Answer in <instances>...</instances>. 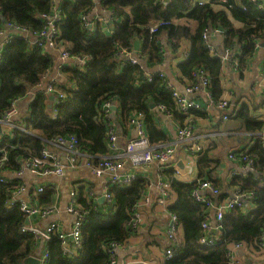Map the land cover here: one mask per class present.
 <instances>
[{
    "label": "trees",
    "instance_id": "obj_1",
    "mask_svg": "<svg viewBox=\"0 0 264 264\" xmlns=\"http://www.w3.org/2000/svg\"><path fill=\"white\" fill-rule=\"evenodd\" d=\"M203 1V0H202ZM102 9L116 14L114 31L108 35L101 25L92 33L82 26L80 17ZM62 20L58 23L59 45H64L71 54H86L90 57L84 70L63 67L65 97L53 106L56 117L52 118L48 95L44 91L29 93L39 84L42 74L51 69L55 59L43 50L31 46L23 37L14 38L4 47L0 63V116L9 108L12 99L24 98L19 120L30 133L14 130L11 136L0 138V158L6 153L4 167L8 172L20 169L22 161L39 156L41 150L58 135H75L79 150L97 161L109 154L106 122H113L102 111L103 105L115 99L119 105L120 122H126L133 112L144 116L146 137L150 145L163 144L165 133L156 126L153 108L164 106L183 123L194 116H204L203 109L191 110L187 115L176 109L166 75H156L157 68L170 56L182 55L181 47L188 43L183 61L177 63L179 74L185 82L196 83V72L201 69L208 77L207 90L213 102L220 101L223 87L221 70L223 62L212 54L204 44L202 34L208 29H222V49L232 51L231 57L238 60V68L244 67L256 54L255 41L264 36V11L250 0H61ZM52 8L50 0H0V31L7 22L35 33L42 29V13ZM156 27L154 32L151 27ZM135 40L139 41V63L131 64L120 57L123 50L132 51ZM147 73H153L151 81ZM228 112L242 121L244 131L258 132L262 121L253 119L246 104L239 108L228 106ZM191 117V118H190ZM213 146L199 155L196 166L198 180L211 179L215 160L210 156ZM248 153L254 159V170L247 176H232L231 184L241 191L253 194L250 210L232 208L224 213L219 222L217 241L205 246L199 243L201 223L208 218L211 209L204 202L195 200L192 191L197 181L181 182L169 176V185L176 195L168 207L175 213L181 229V247L164 264H226L229 246L242 242L261 254L259 241L264 236V147L260 140L251 145ZM214 181V182H213ZM17 180L0 183V264H23L34 252L33 236L21 231L26 215L20 211L12 195L17 189ZM214 185L216 186V184ZM148 181L135 177L125 186L110 185L108 191L112 203L107 213L106 204L93 206L83 188L77 190L78 202L88 211V219L81 228V244L75 253L63 254L56 233L45 243L48 253L46 264H108L110 256L105 247L111 243L125 244L131 228L132 207L142 198ZM55 190L48 186L36 197L41 205L50 207ZM227 194L211 196L214 204ZM94 207V208H93Z\"/></svg>",
    "mask_w": 264,
    "mask_h": 264
},
{
    "label": "built area",
    "instance_id": "obj_2",
    "mask_svg": "<svg viewBox=\"0 0 264 264\" xmlns=\"http://www.w3.org/2000/svg\"><path fill=\"white\" fill-rule=\"evenodd\" d=\"M52 8L48 13H42L39 15V18L43 21V27L40 31L32 33L27 29L18 27L17 25L7 22L4 24V28L0 31V34L3 33L5 29H9L7 39L0 48V63L2 52L5 46H7L11 41L16 37H23L28 44L31 46L39 47L43 50L45 55H53L54 63L51 66V69L45 71L41 76V81L39 84L29 93L30 96H34L36 91H44L48 96L53 94L55 100L51 102L52 108V118L56 117V109L53 107L55 104L62 101L65 97V92L62 90V86L65 83V74L62 71L63 67L69 66L73 68H78L79 70H84L89 63L90 57L86 54H77L73 55L66 49L64 45H59L61 42L59 38L58 23L62 20L61 15V6L60 1L50 0ZM202 0H199V3H202ZM259 10L264 11V0H250ZM97 6V3H96ZM96 8V7H95ZM95 8L93 11H95ZM91 11V12H93ZM88 13L83 14L80 19L82 22L83 28L88 32L92 33L94 28L92 27V19ZM98 25H101L103 31L108 35H111L114 31V26L118 20L116 14L110 11L107 18L97 16L95 18ZM157 26L151 27L150 31L154 32ZM221 35L222 30L219 29H208L203 32L202 39L204 41L205 47L212 53L216 54L213 43L211 42V36ZM264 44V36L255 41V48L258 49ZM138 50L127 51L123 50L119 52V55L125 62L131 64H137L140 60V55L137 53ZM232 51L228 48L221 47L220 54L218 56L222 60L223 64L227 63L230 60L233 67L238 66V60L236 57H231ZM157 76L163 78L165 74L162 71L156 73ZM147 80L151 81L153 73H147ZM196 83L195 82H186L184 85V91L179 92L174 90L166 84L167 89L170 91L172 99L174 101L176 109L183 115H187L191 110H200L205 109L202 104L197 100L191 97L192 94L199 90L205 91L206 97L209 100L207 106L214 105L217 109L223 110L222 118L223 120H228L235 112H228V106H230L229 100L221 99L220 101L213 102L211 99V94L207 90L208 77L205 72L201 69H198L196 72ZM255 89L260 94L264 95V72L260 73L259 78L255 81ZM24 98H15L11 100L10 108L0 116V138L4 136H11L14 130L21 131L23 133H30L27 130L23 123L19 120L20 107L21 103L24 101ZM114 104L111 103V99L106 101L103 105L102 111L105 115H110L111 107ZM50 108V109H51ZM161 110H164V106L160 105L158 107ZM166 112H168L166 110ZM259 121L263 122V127L260 131L254 134L256 140H260L262 146L264 147V114L257 117ZM256 119V118H255ZM129 124L135 129L136 136L135 138L128 141L124 147V150L118 153H110L111 150H114V145L116 141V133L114 129L113 122L107 121V143L109 154L104 157H100L97 161L93 160L92 156L82 153L78 148V139L75 135H58L52 138L50 141H47L39 156L31 157L22 161L20 169L15 172H8L4 167V162L6 161V153L0 158V183H10L13 180H17V189L12 195V201L17 203L21 212L26 215V222L22 226L21 231L33 236L36 244L39 242L43 243L42 252L38 253V258L40 264H46L48 259V253L45 248V243L50 239V236L53 233L58 235L60 239L61 248L63 254L67 257L75 253L76 249L80 247L81 244V228L85 221L88 219V211L78 202L77 189L76 186H73L70 189L69 195L72 197V201L66 208L68 214H72L73 220L69 231H64L60 228L59 224L55 221H50L45 226H36L31 222V218H38V216L44 217L52 210L50 207L40 208L37 204V195L41 194L46 188L45 184L36 185L32 191H29V188L21 182V178L24 174L30 173L37 177H57L62 178L65 174L66 169H76L80 166L86 167L90 173L96 178H103L107 183L104 187L103 193L101 196L104 198L103 204L104 210L107 213L109 211L110 205L112 203V196L108 191L110 185H120L125 186L129 184L135 177L136 173H133L130 169L124 170L126 161L129 162L130 167L137 166H149L152 162H156L163 167H172L173 168V177H176L180 174L179 169L172 165L173 155L175 152V147L178 143H185L188 145L189 151L193 154L194 157L198 158L199 155L206 148L203 140L206 139L201 134L194 133V127L192 122L186 119L180 127L177 128L176 138L173 142L163 143L158 145H150L147 137L144 126V116L140 112H133L128 118ZM255 143V140L251 139L248 144ZM3 148H0L2 151ZM249 147L238 148L236 150L230 151L228 153V158L231 160H237L240 166H237V169L231 170L232 176L243 175L247 177L254 170V159L248 153ZM237 163V162H236ZM238 169H242L240 174ZM197 186L192 191V197L200 202H204L206 205H209L210 208L214 209L213 222L205 219L201 223L202 234L199 239V243L205 246H210L215 244L217 241V234H213L212 231H217L219 229V222L221 221L225 212L232 208H239L241 210L251 209L254 205L252 204L253 194L252 192L247 193L241 191L238 186H235L234 198L227 201H220L214 204L210 201L211 196H217L222 191H220L214 183L208 179L198 180ZM159 193L162 196L161 202L169 199V183L160 182L156 183ZM88 202L97 205V197L94 193L89 194ZM136 205L132 207V217L129 224V227L136 229L141 223V215L136 211ZM94 208V207H93ZM167 211V225L165 229L166 235V246L164 248V260L170 259L174 255V249L179 246L181 247V242L178 241L177 231L179 227V221L175 213ZM71 237V238H70ZM244 243L237 242L232 243L229 246V251L227 255L226 264H238L236 258L234 257L233 250L240 249ZM123 244L111 243L105 247L106 252L109 254L110 259L108 264H116L115 250L119 247H122ZM259 247L264 252V236L261 237L259 241ZM33 255V254H32ZM35 255V254H34ZM138 264H157V263H148L147 261H134Z\"/></svg>",
    "mask_w": 264,
    "mask_h": 264
},
{
    "label": "crops",
    "instance_id": "obj_3",
    "mask_svg": "<svg viewBox=\"0 0 264 264\" xmlns=\"http://www.w3.org/2000/svg\"><path fill=\"white\" fill-rule=\"evenodd\" d=\"M109 13L110 11L104 10L97 5L95 11L88 13L91 17L88 18L92 19L93 22L92 27L95 29L98 25L95 20L98 15L107 18ZM10 32L9 29H5L0 34V48ZM211 42L216 52L220 54L222 47L221 35L211 36ZM188 45V43L182 45V55L176 57L170 56L157 68V72L162 71L166 75L168 86L179 92L184 91V84L186 82L179 74L176 66L177 63L184 60L185 52L188 51ZM261 72H264L263 45L256 49V54L246 65L244 64L243 68H238V66L233 67L230 60H228L227 63L223 64L220 75L221 85L223 87L221 98L229 100L231 107L235 108H239L242 103L246 104L250 109L251 117L253 119L256 118L255 120L257 121H259L257 117L264 114V95L256 91L254 85ZM191 97L197 99L204 108L206 107V110L204 109L206 115L190 117L194 127L193 131L195 134H201L206 137L203 140L206 148L210 145L213 146L210 156L216 160L215 164L212 165L211 179L216 180V183L213 182L222 191L221 195L227 194L221 201L230 200L234 198L233 189L235 187L231 184V170L237 169V166L241 167V164L237 160L229 159L228 153L246 146L250 149L254 143H248L251 139L256 141L254 134L257 132L250 133L244 131L242 121L233 116L228 120H223V110L217 109L214 105L207 106L209 100L206 97L205 91L199 90L192 94ZM48 103H51L49 99ZM111 103L116 107L115 111L111 109L110 112V118L113 120L116 133V141L114 150H111L110 153H118L124 150L128 141L135 138L136 131L129 124L128 119L126 122H120V117L118 116L120 110L117 100L111 99ZM24 105L25 101L21 103L22 107ZM153 111L156 126L167 136V140L164 143L173 142L176 138L177 128L183 124L181 119L176 117L174 113L166 112V110H161L158 107L153 108ZM182 116L185 115L182 114ZM197 160L198 158L194 157L189 151L187 144L178 143L175 147L172 160V165H175L180 171L176 180L186 183L196 181L198 179ZM128 169L136 173L137 177L145 178L148 181V185L142 198L136 205V211L141 215V223L136 229L131 230V234L125 244L115 250L116 264H138L134 261L140 260L147 261L148 263L164 264V248L167 244L165 229L168 219L166 209L175 202L176 195L170 187L168 202L165 199L161 202L162 196L159 193L156 183L158 181L169 182V176L166 170H170L171 177H173V168L168 166L163 167V165H159L156 162H152L147 167L142 165L130 167L129 162L126 161L124 170ZM238 171L240 174H243L242 169H238ZM20 181L29 188V191H32L39 184H45V187L51 186L55 190L53 192L54 201L51 204L52 210L50 213L44 217H32L31 222L36 224V226L43 227L50 221H55L64 231L70 230L73 220L72 214L66 212L67 206L72 201V197L69 195L70 189L73 186H76L77 190L83 188L87 193V198H89L90 193H94L98 199L107 184L103 178L94 177L84 166L76 169H66L64 176L60 179L57 177H37L33 174L26 173ZM37 204H39L40 208H45V206L40 204L39 199H37ZM97 204L100 205L103 203L98 202ZM213 215L214 209L211 208L207 215L210 223L213 222ZM181 233V229H178L177 238L179 242H181ZM43 248L42 242L37 243L32 254L42 252ZM233 254L238 264H264V252L261 254L252 246L244 245L240 249L233 250Z\"/></svg>",
    "mask_w": 264,
    "mask_h": 264
},
{
    "label": "water",
    "instance_id": "obj_4",
    "mask_svg": "<svg viewBox=\"0 0 264 264\" xmlns=\"http://www.w3.org/2000/svg\"><path fill=\"white\" fill-rule=\"evenodd\" d=\"M163 2H168L169 0H162ZM219 30H222L220 27H218ZM133 48L134 50H138L139 49V41L138 40H135L134 43H133ZM264 46V44H263ZM48 99L50 102H53L55 100V96L53 94H50L48 96ZM152 108H155L153 104L150 105ZM49 107H51V103L49 104ZM112 110H116V107L113 105L111 107ZM0 131H1V126H0ZM97 202L99 203H103L104 202V198L103 196H100L97 200ZM213 234H217V231H212ZM71 238V237H70ZM38 254H33V255H30L28 257H26L23 261V264H40V261H39V258H38Z\"/></svg>",
    "mask_w": 264,
    "mask_h": 264
},
{
    "label": "rangeland",
    "instance_id": "obj_5",
    "mask_svg": "<svg viewBox=\"0 0 264 264\" xmlns=\"http://www.w3.org/2000/svg\"><path fill=\"white\" fill-rule=\"evenodd\" d=\"M225 138H227V137H225Z\"/></svg>",
    "mask_w": 264,
    "mask_h": 264
}]
</instances>
